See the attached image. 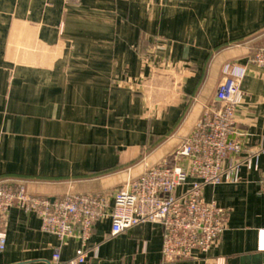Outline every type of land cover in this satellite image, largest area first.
Masks as SVG:
<instances>
[{"label": "crops", "instance_id": "1", "mask_svg": "<svg viewBox=\"0 0 264 264\" xmlns=\"http://www.w3.org/2000/svg\"><path fill=\"white\" fill-rule=\"evenodd\" d=\"M262 46L264 0H0V181L39 196L102 193L112 206L150 167L184 164L176 153L216 105L226 64L247 67L234 137L257 145L264 69L249 59ZM259 161V172L243 166L237 182L205 187L226 211L208 253L164 262L159 224L112 236L107 218L85 264H264ZM1 231L0 264H52L56 250L68 260L81 247L18 206Z\"/></svg>", "mask_w": 264, "mask_h": 264}, {"label": "built area", "instance_id": "2", "mask_svg": "<svg viewBox=\"0 0 264 264\" xmlns=\"http://www.w3.org/2000/svg\"><path fill=\"white\" fill-rule=\"evenodd\" d=\"M249 64L264 69V46L251 54ZM246 72V66L225 65L216 105L205 110L176 153L184 160L183 165L162 162L150 167L117 191L112 206L102 193L39 196L30 193L23 183L0 181V216L18 206L35 213L44 231L62 240H81L75 257L63 260L56 250L52 264H85L95 224L107 218L112 222V236L140 224H159L163 229L164 262L189 259L195 251L208 253L225 231L226 211L215 201L204 200L205 187L237 182L243 166L259 172V160L264 156V135L257 145L234 137L236 112L245 99L241 81ZM259 183L264 195V172ZM6 246L7 234L1 231L0 253Z\"/></svg>", "mask_w": 264, "mask_h": 264}]
</instances>
